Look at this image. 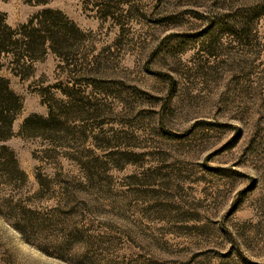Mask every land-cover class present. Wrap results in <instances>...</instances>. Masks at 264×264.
I'll return each mask as SVG.
<instances>
[{
	"label": "rangeland",
	"instance_id": "rangeland-1",
	"mask_svg": "<svg viewBox=\"0 0 264 264\" xmlns=\"http://www.w3.org/2000/svg\"><path fill=\"white\" fill-rule=\"evenodd\" d=\"M46 1L0 0L12 28L49 9L78 31L66 62L0 73L24 175L0 264H264V0Z\"/></svg>",
	"mask_w": 264,
	"mask_h": 264
},
{
	"label": "trees",
	"instance_id": "trees-1",
	"mask_svg": "<svg viewBox=\"0 0 264 264\" xmlns=\"http://www.w3.org/2000/svg\"><path fill=\"white\" fill-rule=\"evenodd\" d=\"M22 1L28 5H45L47 2L46 0ZM252 11L257 13V16H262L264 5H255ZM72 30L78 34L75 27L59 11L41 10L24 24L14 28L8 26L4 15L0 14V73L6 72L12 77L26 79L33 65L43 60L48 53L59 62H66L68 56L67 49L63 47L64 38L70 35L68 32ZM21 107V99L10 89L9 80L0 75V185L2 181L15 182L19 179L24 181V175L18 170L14 155L4 146L12 136V124ZM48 110L46 119L37 116L26 118L22 130L28 133L36 132L37 123L42 129L46 128L51 116V108L48 107ZM2 203L0 198V216L8 215L4 213L5 208L8 207Z\"/></svg>",
	"mask_w": 264,
	"mask_h": 264
}]
</instances>
